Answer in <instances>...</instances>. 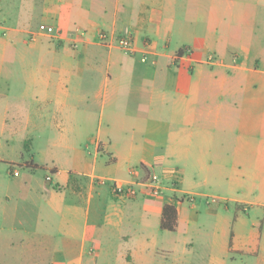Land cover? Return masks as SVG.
<instances>
[{
  "label": "crops",
  "instance_id": "crops-1",
  "mask_svg": "<svg viewBox=\"0 0 264 264\" xmlns=\"http://www.w3.org/2000/svg\"><path fill=\"white\" fill-rule=\"evenodd\" d=\"M0 164L2 264H264V0H0Z\"/></svg>",
  "mask_w": 264,
  "mask_h": 264
},
{
  "label": "built area",
  "instance_id": "built-area-1",
  "mask_svg": "<svg viewBox=\"0 0 264 264\" xmlns=\"http://www.w3.org/2000/svg\"><path fill=\"white\" fill-rule=\"evenodd\" d=\"M48 35L53 36L55 34V29L51 25L40 24L36 32L33 35ZM119 45L125 49L130 48V40L127 38H120L118 41ZM15 175L18 174L17 171L14 172ZM171 176L173 182H178L181 177L180 171L175 168L171 171ZM47 180H50V177H46ZM143 185L149 190L150 194L153 196H159L162 194V181L157 174H151L148 179L143 183ZM112 191L115 195L121 196L124 198H132L137 194V188L132 183H118L114 182L112 184Z\"/></svg>",
  "mask_w": 264,
  "mask_h": 264
},
{
  "label": "rangeland",
  "instance_id": "rangeland-1",
  "mask_svg": "<svg viewBox=\"0 0 264 264\" xmlns=\"http://www.w3.org/2000/svg\"><path fill=\"white\" fill-rule=\"evenodd\" d=\"M32 23L35 25L34 26V29L35 30H37L38 29V27H39V20L35 17L33 20H32ZM32 133H39V132H32ZM55 133V131L54 130H50V131H47L46 132V134L44 133H39L40 135L42 134V138L40 139L42 142L44 141V139H46L47 138V136L48 135H53ZM23 134V133H22ZM31 137V135L29 136V138ZM49 137V136H48ZM52 137V136H51ZM27 144H28V142H27ZM21 146V147H20ZM22 148H23V151H22ZM28 147H26V144L25 145H22V141H20V144H19V146H18V148L17 149H19V150H21L22 151V153H23V155L25 156V157H29V155H27V153L28 152H26V151H28L29 150V148L27 149ZM32 150V149H31ZM15 154H17V153H15ZM7 164H0V168L2 169V170H6L7 169ZM26 168H20V170H23V171H26L25 170ZM39 176H41V177H43V175H45L46 174V170L45 169H43V168H37V170L35 171ZM150 176V175H149ZM148 176V177H149ZM148 179V178H147ZM209 200V201H211L212 200V197L211 198H202V200H201V205L202 206H204V205H206V200ZM196 251H198V252H200V253H203V252H205L206 250L205 249H203V248H201L199 245H197L196 246V249H195ZM208 251V250H207ZM14 259H12V261H11V263L12 264H18V259L17 258H15V257H13ZM40 261H42V260H40Z\"/></svg>",
  "mask_w": 264,
  "mask_h": 264
},
{
  "label": "trees",
  "instance_id": "trees-1",
  "mask_svg": "<svg viewBox=\"0 0 264 264\" xmlns=\"http://www.w3.org/2000/svg\"><path fill=\"white\" fill-rule=\"evenodd\" d=\"M181 53H182V51H181V50H179V51L177 52V56L181 55ZM33 167H34V168H37V166H36V165H34ZM0 264H2V263H0Z\"/></svg>",
  "mask_w": 264,
  "mask_h": 264
}]
</instances>
